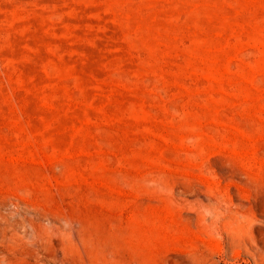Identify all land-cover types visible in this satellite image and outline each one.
<instances>
[{"label": "rangeland", "instance_id": "rangeland-1", "mask_svg": "<svg viewBox=\"0 0 264 264\" xmlns=\"http://www.w3.org/2000/svg\"><path fill=\"white\" fill-rule=\"evenodd\" d=\"M0 264H264V0H0Z\"/></svg>", "mask_w": 264, "mask_h": 264}]
</instances>
